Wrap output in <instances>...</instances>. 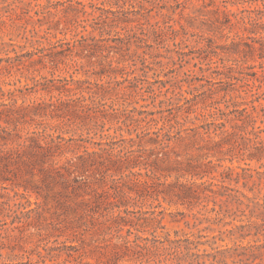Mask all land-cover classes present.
I'll return each mask as SVG.
<instances>
[{
    "label": "trees",
    "instance_id": "16d2710c",
    "mask_svg": "<svg viewBox=\"0 0 264 264\" xmlns=\"http://www.w3.org/2000/svg\"><path fill=\"white\" fill-rule=\"evenodd\" d=\"M125 1L135 4L138 0ZM145 1L149 0L140 1L144 8ZM232 2H260L255 7H244L240 12L225 9L220 12L223 24L231 23L233 17L242 21L251 40H245L246 52L256 53L264 59V36L261 34L264 30V0ZM101 19L113 27L121 22H133L120 18ZM219 19L217 17L216 21ZM179 23L181 28L154 24L153 32L157 39L167 31L175 35L182 31L188 35L186 25ZM122 29L126 32L124 35L117 31L115 37L99 39L110 41L108 44L100 41L88 45V38H85L80 47L91 53L113 51L123 54L130 50L134 40L147 41L145 35L148 33L143 25L122 26ZM203 40L206 44L200 50L211 53V39L204 37ZM234 43L240 51L241 42ZM64 51L67 54L73 52V46L69 45ZM206 54L202 59L210 60ZM55 55L42 53L33 62L55 61L49 58L62 53ZM225 67L229 69L224 73L227 80L219 83L227 87L208 90V97L213 100L208 114L216 121H206L204 125L194 127H159L154 130L152 127H101L105 120L119 114L121 108L117 105L122 98L123 101L127 98L119 88L89 80H47L46 84L36 81L28 88L30 93L43 91L51 94L47 101L17 106L12 94L10 102L0 103V185L9 191L0 196V225L7 226L4 232L9 230L10 224L24 235L31 228L42 235L43 223L48 219L46 205L52 198L55 207L62 211L61 215L73 210L79 226L87 224L88 217L107 225L118 239L116 254H121V249L138 254L137 260L142 263L145 258L147 264H207L208 260L220 262L219 257H223L221 260L225 263L226 258H231V264H264V239L260 238L264 236V105L256 104L262 98L258 92L238 88L233 81L238 77L231 73L233 67ZM110 69L114 70V67ZM107 73L109 70L103 67L93 74L103 76ZM245 75L255 76L256 73H246L243 79H246ZM219 94H222L221 98H215ZM222 102L227 111L221 108ZM196 105L189 103L185 112L196 113V118L200 113L204 116L206 108L197 114ZM258 122L261 124L257 125ZM32 124L38 127H28ZM112 128L115 133H121V138L104 140V132ZM68 133L71 136L67 137ZM97 135L101 140L94 139ZM235 159L256 160L261 165L258 168L249 163L235 167L224 165ZM172 177L174 179L170 180ZM32 195L35 201L31 200ZM154 197L189 209L201 205L206 212L214 213L206 217L208 221L218 225L223 223L225 228H220L219 232L234 238V246L224 251L212 247L215 253H201V245L213 246L216 240H201L204 235L193 239L171 238L169 233L162 238L143 235L149 230L155 233L158 228H165L162 225L164 217H158L162 211H149L154 216L141 218L136 214L143 211L131 207L140 203L142 208ZM2 217L11 219L6 221ZM235 220L242 223L233 224ZM61 223L54 222V228H61L58 226ZM249 235L257 238L253 243L244 244L243 240ZM144 251L151 255L146 256ZM22 264H45V258L39 253L36 261L27 260Z\"/></svg>",
    "mask_w": 264,
    "mask_h": 264
},
{
    "label": "rangeland",
    "instance_id": "374dc122",
    "mask_svg": "<svg viewBox=\"0 0 264 264\" xmlns=\"http://www.w3.org/2000/svg\"><path fill=\"white\" fill-rule=\"evenodd\" d=\"M140 1L142 0L132 4L125 0H0V103L10 102L12 94L17 106L30 104L32 101H47L51 94L43 91L30 93L28 88L34 86L36 81L46 84L47 80L74 78L105 83L119 88L121 94H125L126 101L122 98L117 105L121 108L119 114L105 120L101 127H152L153 130L159 127H194L204 125L206 121H216L208 114L213 102L208 97V90L211 87H227L219 81L227 80L224 73L229 69L225 66H232L231 73L238 77L233 80L236 86L258 92L262 98L256 104L264 105V59L259 58L256 53L246 52L245 40H251L242 21L233 17L231 23L223 24L220 12L224 9L240 12L242 8L250 5L255 7L260 2L233 4V0H149L144 2V8ZM217 17L221 20L216 21ZM101 18L129 19L133 22H121L113 27ZM179 22L186 25L188 35H184L182 31L179 35L167 31L163 33L166 35L157 39L153 32L154 24L181 28ZM134 25H143L147 29V41L134 40L130 50L123 54L113 51L91 53L80 47L85 38H88L86 44L94 45L96 42L100 43L99 39L115 37L117 31L124 35L126 32L122 26L128 28ZM261 34L264 36V30ZM204 37H209L213 44L211 53H207L211 61L202 59L206 54L200 50L206 44ZM109 42L101 41L102 44ZM234 42H241L240 51ZM69 45L73 46L74 51L67 54L64 49ZM196 49L199 50L195 51ZM29 53L35 55L31 56ZM42 53L62 55L49 58L56 60L45 64L34 63ZM111 63L112 66H109ZM103 67L109 73L103 76L93 74ZM110 67H114V70ZM240 71L256 75H245L246 79H243L244 74H239ZM221 96L219 94L215 98L220 99ZM189 103L197 104V114L206 108L203 112L205 115L200 113L199 118H196V113L185 112ZM220 106L224 111L228 110L225 103L222 102ZM135 120L138 121L128 126ZM47 122L55 123L50 120ZM259 124L261 123L258 122L257 125ZM28 127L33 129L38 125ZM120 134L115 133L112 128L105 131L102 138L117 140L121 138ZM123 134L127 136L126 132ZM66 136H71V133ZM94 137L95 140H101L99 135ZM262 162L264 163V159ZM248 163L253 168L261 165L256 160L246 159H235L233 163L226 161L224 165L235 167ZM173 179L174 177L170 178ZM8 192L0 185V196L7 195ZM31 200L35 201L34 195ZM54 203L50 198L46 205L45 215L49 220L43 223L45 230L42 235L33 228L26 230L24 235L20 229L13 228L10 224L9 230L4 232L7 226L0 225V231L3 232H0V264L36 261L39 253L44 256L45 264H147L145 258L142 263L137 260L138 254L122 249L121 254L117 255L115 251L119 248L115 245L118 242L114 237L115 232L107 229V225L101 221L88 217V223L79 226L72 209H69L67 215H61L62 211ZM140 205L131 207L135 211H143L137 213L136 217L154 216L149 212L153 210L162 211L158 217H164L162 225L165 228H158L155 233L152 230L143 232L145 236L156 235L162 238L169 233L171 238L193 239L204 235L201 240H216L213 246L201 245V253H215L216 250L212 247L224 251L235 244L234 238L232 240L226 233L219 232L220 228H225L222 227L223 223L212 224L207 220L206 217L213 216L214 213L206 212L201 205L189 209L182 204L170 205L161 197L150 198L142 208ZM1 219L10 221L11 218ZM59 221H62L61 225L58 224L61 228H54L53 223ZM235 223L242 222L235 220L233 224ZM256 238L257 236L249 235L243 243H253ZM260 238L264 239V236ZM66 245L76 247L71 249ZM144 254L151 255L148 251H144ZM219 259L220 262L208 260L207 264L211 261L213 264H231V258H226V263L222 262L223 257Z\"/></svg>",
    "mask_w": 264,
    "mask_h": 264
}]
</instances>
